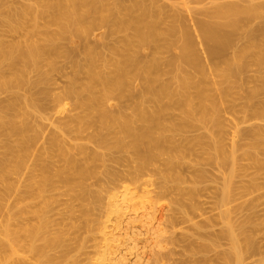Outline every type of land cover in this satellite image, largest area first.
Returning a JSON list of instances; mask_svg holds the SVG:
<instances>
[{
  "label": "bare ground",
  "instance_id": "obj_1",
  "mask_svg": "<svg viewBox=\"0 0 264 264\" xmlns=\"http://www.w3.org/2000/svg\"><path fill=\"white\" fill-rule=\"evenodd\" d=\"M160 1L0 0V26L24 36L7 43L0 31V264H167L182 243L191 258L223 241L196 264L258 253L248 221L228 211L219 234L204 221L177 232L198 185L171 213L145 187L166 156L157 198L178 191L189 149L176 136L189 126L205 162L230 165V194L239 155L264 167V0H184V14ZM67 101L78 112L61 117ZM59 183L78 192L63 207L48 195Z\"/></svg>",
  "mask_w": 264,
  "mask_h": 264
},
{
  "label": "rangeland",
  "instance_id": "obj_2",
  "mask_svg": "<svg viewBox=\"0 0 264 264\" xmlns=\"http://www.w3.org/2000/svg\"><path fill=\"white\" fill-rule=\"evenodd\" d=\"M160 2H161V4H163V6L166 5V7H167L166 9L171 8L168 11L172 10L174 12V9H175V11H178L179 13L183 12V14L186 11L185 10L186 7H188V5L185 4L184 0H161ZM192 7H194V6H192ZM170 14H172V13H170ZM41 23L44 24L43 21ZM27 24H29V23H27ZM0 31L4 37V40L7 43L24 42V36H23L22 32H18V33L11 32L7 27H4V26H0ZM263 39H264V37H263ZM59 62H60V66L64 64L62 62V60H60ZM52 75H54L53 77H57V76H55L56 73L52 74ZM64 80L65 79L58 80L59 86L61 88H64L66 85V81H64ZM84 80H85V78L82 75L80 83L84 82ZM7 97H9L8 94H5V93L0 94L1 99H5V98L7 99ZM232 99H233V97H229V99L227 101L232 100ZM227 101L225 102V100H224V102H223L224 104H226V106L228 104H230ZM73 103H74V101H67L66 104L62 106L63 110H65V111L61 115V117L71 115L70 113L73 112L74 108L76 109L75 103L74 104ZM194 103L197 104L196 99L194 100ZM76 111L78 112V110H76ZM76 111L74 110V112H76ZM180 111L181 110H179L178 112L177 111L174 112L176 115H174V119H171L173 122H176V123L178 121L183 122L182 118L185 117V115H184V112L182 113V111L181 112ZM229 118H233V116L232 117L230 116ZM180 119H182V120H180ZM46 122L44 121L45 124H46ZM181 122H180V124H181ZM47 123H49V124L46 126H49L50 128L47 127L49 130L46 128L47 132H45L46 134H44V137H46V139L48 138L47 135H49L48 132L51 129H53L52 128L53 126L51 127L50 122H47ZM177 124H179V123H177ZM51 131H50V133H51ZM199 134H200V132L197 129H195L194 126H189V127H187V130H186L184 135H177L176 136L177 142L180 143L185 148L189 149V151H187V152H189L187 155L188 156L187 157V161H188L187 165L188 166L184 165L186 167H184V166H183L184 168L180 167V169H178L176 171L177 174L181 173V174H179V176L182 175V177H183L180 188L178 189V186L175 187L178 189V191L176 189L171 188L170 193L167 197H165L163 199L157 198V192L159 191L158 188H159V184H160V177L158 176V173L165 169L164 165H165V161H166L165 160L166 156L165 157L163 156L164 158L160 157L155 161L154 166L152 167L154 169L153 170V177L150 179V180H152V183L148 184V185L145 184L146 187H148V188L145 187V190H151L152 191V189H154L155 192H152L151 196H152V200H153L155 207L160 208V209L164 208V209H166L167 213H171L172 210L175 211V210H177V208H179L178 205L175 204L174 201L176 199L182 200L181 192L186 193V191H188L189 187L191 188L195 184L198 185V196H197L196 200L191 201V202L187 201L186 203L188 204V206L186 208H182L183 213L185 215L180 214V217H184L185 223L177 229V232L178 233L182 232V233H185L186 235L189 234V236H191V234L193 233V230L190 228V226H192V224H194V223L202 224V222L204 221V222H207L210 224L209 228L204 229L205 232H215L216 234H219L222 230V224L221 223L223 222V220H222L223 217L221 216V214L228 211V212H230L229 214L232 216L231 219L234 220L233 222L234 223L236 222V225L240 226L243 224H247V221H248V224H249V225L247 224L248 234L251 235V237L253 238V241H255L256 245H259V246H256L258 248V253L255 256L251 257L247 261V263H249V264H264V169H263L264 167L263 166H257V165L255 166L252 163H250L248 160H246L245 158L240 157V155H239L237 157V167L235 166L236 167L235 168L236 169L235 170V178H233L231 181V182H233L234 190H233V193L230 194V192H228L227 184H226L229 181L228 180L225 181V179L229 178L230 172H232V171H228L230 169L229 168L230 165L228 164V166L226 165L223 168L222 166H219L216 164L209 165L208 164L209 162H205V161H207L206 160L207 157L202 155V153L203 154H205V153L202 152L203 150L200 149L199 146H197V144L195 142V138ZM44 140L45 139H42L41 140L42 142L40 141L41 145H39V146H43L42 144H44L43 143ZM78 142L80 143L82 141H78ZM83 143H86V141H84ZM90 146H92V144H90L89 147ZM44 147L46 148L47 144L44 145ZM93 148L95 149V146L91 147L90 149L94 150ZM124 155L126 156V154H124ZM125 156L123 157V155H122V157L124 159L123 165L128 160L127 156L126 157ZM204 157H205V159H204ZM125 158H126V161H125ZM201 158H203V159H201ZM32 163H33V161H32ZM29 164H31V162ZM126 164H127V162H126ZM102 170H103V168L101 169V171ZM201 170L202 171L204 170V172H205L204 173L205 177H203L202 179L200 177H198L199 171H201ZM226 171H228L229 174H228V172L226 174L225 173ZM225 176H228V177L226 178ZM183 179H184V182H183ZM105 184L107 185L108 183L104 182L103 185H105ZM120 184H122V183L120 182ZM116 185H117V183H116ZM223 185H225V186H223ZM252 185H254V186H252ZM56 186H57L56 190L48 193V195H50V194L53 195L56 198L57 202H59L60 205H62V207L66 203H69V201H68L69 199H71L72 201L75 199V198H71L70 196L74 197L78 193L77 191L73 190L74 185L72 183L68 184V185L67 184L63 185V184L59 183V184H56ZM113 186H115V185H113ZM113 186L111 188H113ZM107 188L109 190L110 187H107ZM0 189H1V185H0ZM143 189H144V187H143ZM222 189L223 190L226 189L225 190L226 193H222L223 192ZM226 194L227 195L230 194L231 197L228 196L229 199L225 198V197H227ZM219 195L224 196V199H223L224 203L222 200H220ZM226 199L228 201H226ZM66 201H68V202H66ZM105 202H106V200H105ZM7 203L9 204V201ZM61 203H63V204H61ZM75 204H78V203L75 202ZM151 204H152V202H151ZM154 205L152 204L151 206L154 207ZM249 205L255 206L254 209L250 210ZM193 206L195 207V209L192 208ZM62 207H61V209H63ZM58 208H60V207H58ZM57 211H59V210H57ZM57 211H55V212H57ZM97 213H98L97 215L99 216L100 211L99 212L97 211ZM249 221H250V223H249ZM255 221H257V223ZM0 223H1L0 225H2L4 223L3 218H0ZM252 223H254L253 226H252ZM255 224L256 225L260 224V225L258 227ZM193 239L196 240L197 239L196 236ZM195 240H193V241H195ZM90 242H91V244L89 243L88 246L93 247L94 242L93 241H90ZM197 245L198 244H195V245H192L191 247H194V249H195V247ZM92 247L87 249V251L88 252L94 251V249ZM168 247L173 248L171 245H168ZM187 248H188V246L186 247L185 244H183V243L176 246L175 247V253L176 254L171 257L170 261H168L167 264H175L174 261L176 262V264H196L204 256H208L211 260H214L215 254L217 252L228 249V245H227L226 241H223L221 246L219 248L215 249V251L211 252L210 254L201 255V254L197 253L195 256H193L191 258L189 256H187V254L189 253ZM90 257H91V255H90ZM214 264H217V262L215 261Z\"/></svg>",
  "mask_w": 264,
  "mask_h": 264
}]
</instances>
